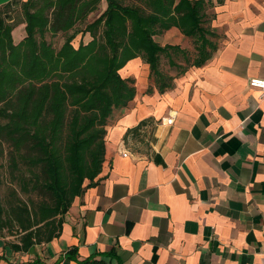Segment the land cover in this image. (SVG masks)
<instances>
[{"label":"crops","instance_id":"obj_1","mask_svg":"<svg viewBox=\"0 0 264 264\" xmlns=\"http://www.w3.org/2000/svg\"><path fill=\"white\" fill-rule=\"evenodd\" d=\"M26 1L0 0L4 20ZM211 2L221 41L211 58L162 94L147 64L128 61L120 75L135 95L106 129L96 184L74 199L57 238L0 252V264H264V92L248 84L264 80V0ZM24 34L17 25L13 42ZM154 41L195 51L174 27Z\"/></svg>","mask_w":264,"mask_h":264},{"label":"trees","instance_id":"obj_2","mask_svg":"<svg viewBox=\"0 0 264 264\" xmlns=\"http://www.w3.org/2000/svg\"><path fill=\"white\" fill-rule=\"evenodd\" d=\"M213 7L211 0H27L20 20L11 11L12 23L0 9V232L19 234L13 251L57 238L74 199L96 184L106 129L135 95V81L120 70L140 58L157 91L169 90L174 76L217 50ZM19 24L25 34L14 43ZM173 27L192 40V62L189 52L154 41ZM57 36L58 49L49 40Z\"/></svg>","mask_w":264,"mask_h":264},{"label":"rangeland","instance_id":"obj_3","mask_svg":"<svg viewBox=\"0 0 264 264\" xmlns=\"http://www.w3.org/2000/svg\"><path fill=\"white\" fill-rule=\"evenodd\" d=\"M103 9H104V3L102 4V7L99 8L98 12H96V13L92 14L91 16H89L87 22L91 21L94 17H96L97 15H99V13L101 12V10H103ZM20 14H21L20 13V9H18L16 11V16H17V19L18 20H20V17H21ZM18 38H19V36L17 35V33H15L14 34V39L18 40ZM78 38H79V36H78ZM78 38H77V40H78ZM49 40L52 42V44L54 45V47L56 49H58L59 46L62 44L63 38L60 37V36H57V37H55L53 39H49ZM214 42H216V44L219 45V43L221 41L219 40V37H218V39L216 41H214ZM74 44L76 45V42H74ZM192 45H193V43H192ZM192 49H193V47H192ZM189 52H190L189 54H191V56L189 58V61L192 62L193 59L196 57L197 52H195V51L194 52L189 51ZM185 66H186L185 64L181 65V67H185ZM160 68L165 71V72L163 71L165 74H168L169 73V72L168 73L166 72V70H168V65H167V61L165 60V57H163L161 59V66H160ZM2 197L5 198L4 196H2ZM18 241H19V234L15 233L14 231H11V230L10 231L3 230L2 232H0V252H4V253H7V254L12 253L13 252V249L11 248V246L13 244H17Z\"/></svg>","mask_w":264,"mask_h":264},{"label":"built area","instance_id":"obj_4","mask_svg":"<svg viewBox=\"0 0 264 264\" xmlns=\"http://www.w3.org/2000/svg\"><path fill=\"white\" fill-rule=\"evenodd\" d=\"M249 87L255 88L260 90L261 92H264V80L259 79V78H252L249 80ZM172 119H167L166 124H171Z\"/></svg>","mask_w":264,"mask_h":264}]
</instances>
